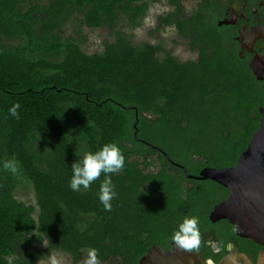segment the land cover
Instances as JSON below:
<instances>
[{"label": "trees", "instance_id": "trees-1", "mask_svg": "<svg viewBox=\"0 0 264 264\" xmlns=\"http://www.w3.org/2000/svg\"><path fill=\"white\" fill-rule=\"evenodd\" d=\"M156 1L0 0V264H39L58 251L79 264L91 249L99 262L138 264L152 245L169 244L184 218H198L200 235L212 227L209 214L228 190L187 179L152 146L194 176L236 166L260 126L264 83L201 10L186 16L182 0H169L175 10L157 31L174 27L197 61L181 63L118 30L123 17L139 27ZM71 21L107 28L115 41L88 55L82 41L59 35ZM16 103L18 119L8 114ZM110 143L125 165L109 174L117 196L105 211V174L87 190L69 182L75 161ZM13 159L15 175L3 168ZM24 186L36 195L38 220L15 196Z\"/></svg>", "mask_w": 264, "mask_h": 264}, {"label": "water", "instance_id": "water-1", "mask_svg": "<svg viewBox=\"0 0 264 264\" xmlns=\"http://www.w3.org/2000/svg\"><path fill=\"white\" fill-rule=\"evenodd\" d=\"M250 69L256 79L264 83V58H254ZM259 112L260 126L234 167L205 168L194 176L172 162L166 153L154 146L152 148L182 169L187 179L212 181L227 189V199L213 208L209 216L210 222L215 224L228 221L239 238L250 240L264 248V108H260ZM179 249L175 247L174 253H166L162 248L152 246L140 264H181L185 260V254ZM237 258L227 257L220 264H236ZM242 258L246 264H250L245 256Z\"/></svg>", "mask_w": 264, "mask_h": 264}, {"label": "flooded vegetation", "instance_id": "flooded-vegetation-1", "mask_svg": "<svg viewBox=\"0 0 264 264\" xmlns=\"http://www.w3.org/2000/svg\"><path fill=\"white\" fill-rule=\"evenodd\" d=\"M182 1L181 5L184 7ZM200 10L220 31L229 48L249 68L254 58H264V0H198L193 14ZM228 195L229 192L227 197ZM222 222L212 223V227L200 235L198 252L179 249L185 254V260L181 264H220L227 257H238L236 264H246L242 256L250 264H264V248L250 240L239 238L233 226H220ZM152 246L160 247L166 253H174V248L178 247L173 241L165 246ZM148 251L139 259L138 264Z\"/></svg>", "mask_w": 264, "mask_h": 264}, {"label": "rangeland", "instance_id": "rangeland-1", "mask_svg": "<svg viewBox=\"0 0 264 264\" xmlns=\"http://www.w3.org/2000/svg\"><path fill=\"white\" fill-rule=\"evenodd\" d=\"M50 1L51 0H35V2L41 5H47ZM197 1L198 0L182 1L188 16H191L195 11ZM174 10L175 8L169 4V0H157L150 5L148 13L141 21L139 27H133L128 23L127 19L123 17L118 30L129 35L130 40L136 45L143 43L152 44L154 46L162 45L169 54L177 58L181 63L197 61L199 52L198 50L190 49V39L181 38L174 27H164L157 31L159 27L158 19L165 17ZM77 19L81 21L82 17H78ZM58 33L64 39L73 37L77 41H82V49L88 55L102 53L106 43H113L115 41L114 33L109 29H89L84 24H76L75 21H71L64 25ZM156 171H158V166L147 170V172ZM15 196L18 201L27 206L36 208L34 218L38 220L40 211L37 207L36 195L33 189L24 186L16 191ZM47 248L48 241L45 240V242L39 246V249L41 252H44ZM88 259L89 251H83L79 264H87ZM39 264H73V257L70 254L58 251L53 253L48 259L39 262ZM97 264H123V262L120 258H112L105 262H99L97 260Z\"/></svg>", "mask_w": 264, "mask_h": 264}, {"label": "clouds", "instance_id": "clouds-1", "mask_svg": "<svg viewBox=\"0 0 264 264\" xmlns=\"http://www.w3.org/2000/svg\"><path fill=\"white\" fill-rule=\"evenodd\" d=\"M19 109L20 104L16 103L8 109V114L18 119ZM124 165L125 158L119 146L115 143L106 144L99 151L88 152L81 161H75L72 164V177L69 187L72 191H79L81 186L87 190L94 181L99 179L102 173L105 174V179L100 184L98 199L105 211H111V201L116 198L117 193L109 174L121 171ZM3 168L14 175L19 170L18 163L14 159L5 161ZM171 240L182 250L198 252L201 244L198 218L188 217L179 222ZM87 264H97L95 249L89 251Z\"/></svg>", "mask_w": 264, "mask_h": 264}]
</instances>
